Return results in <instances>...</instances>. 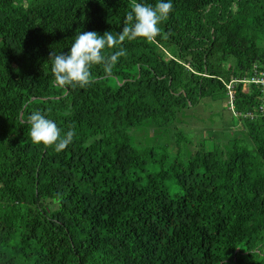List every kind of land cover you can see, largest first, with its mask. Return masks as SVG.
<instances>
[{"label":"trees","instance_id":"trees-1","mask_svg":"<svg viewBox=\"0 0 264 264\" xmlns=\"http://www.w3.org/2000/svg\"><path fill=\"white\" fill-rule=\"evenodd\" d=\"M171 2L168 39L60 88L50 53L122 32L131 0H0V264H264V0ZM222 94L241 133L193 149L172 126ZM34 111L73 143H33Z\"/></svg>","mask_w":264,"mask_h":264},{"label":"clouds","instance_id":"clouds-1","mask_svg":"<svg viewBox=\"0 0 264 264\" xmlns=\"http://www.w3.org/2000/svg\"><path fill=\"white\" fill-rule=\"evenodd\" d=\"M130 8L122 32L113 35L112 32L106 31L103 35H99L96 31H80L75 36L69 53H50L52 74L58 87L89 86L93 82L91 72L93 65H103L104 73L111 76L119 58L127 53L121 47L120 50L106 55L105 48H117L125 41H134L140 37L145 38L149 43H156L158 36L162 39L169 38V34L163 32L159 25L166 21L174 10L171 0H157L154 6L131 0ZM26 123L31 126L29 133L35 144L54 145L55 151L60 152L73 143L74 130L62 135L56 122L46 118L40 111L31 113ZM98 138H100L99 134H97Z\"/></svg>","mask_w":264,"mask_h":264},{"label":"rangeland","instance_id":"rangeland-1","mask_svg":"<svg viewBox=\"0 0 264 264\" xmlns=\"http://www.w3.org/2000/svg\"><path fill=\"white\" fill-rule=\"evenodd\" d=\"M169 54L170 53L165 52V58H168ZM241 81L244 87L243 90L246 91L250 81ZM229 85L232 87L233 82ZM227 94L229 95V91ZM224 96L226 95L222 94L215 97L203 98L193 108L181 111L179 115L180 121L172 126L173 131L176 129L182 132L184 131L193 149L197 147L201 139L207 145L213 144L216 140H219L221 143H227L228 139L233 137L235 133H241L242 125L237 121L236 115H238V113L234 112L233 115L231 114L230 110L232 107L229 103V98ZM151 133L153 132H151L150 129V136H152ZM143 137V132L141 130L137 129L136 132L132 131V138L136 140L135 142L141 139L143 140ZM158 138L159 137L156 138L157 140L155 139V142L158 145L163 144V139ZM170 141L173 142V138H170Z\"/></svg>","mask_w":264,"mask_h":264},{"label":"built area","instance_id":"built-area-1","mask_svg":"<svg viewBox=\"0 0 264 264\" xmlns=\"http://www.w3.org/2000/svg\"><path fill=\"white\" fill-rule=\"evenodd\" d=\"M252 82H255V83H258V82H260L261 84H263V87H264V76H260V77H254V78H252V80H251ZM231 86L230 85H228V88H229V96H230V102H232V100H233V93H232V87L230 88ZM230 92H231V94H230Z\"/></svg>","mask_w":264,"mask_h":264}]
</instances>
